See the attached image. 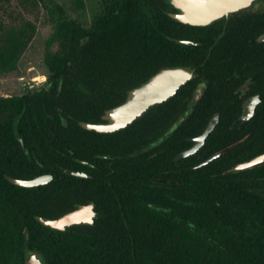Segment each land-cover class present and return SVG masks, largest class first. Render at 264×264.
<instances>
[{
  "label": "trees",
  "instance_id": "obj_1",
  "mask_svg": "<svg viewBox=\"0 0 264 264\" xmlns=\"http://www.w3.org/2000/svg\"><path fill=\"white\" fill-rule=\"evenodd\" d=\"M54 8L56 13L63 12L56 4ZM170 21L169 16L158 11L155 0H100L99 10L88 20L56 21L44 51L50 87L0 96V264H24L27 254L34 250L43 256L45 264H264V161L235 174L217 169L221 158L192 170L193 180L207 184L205 205L196 203L192 210L195 219L208 227L205 237L178 230L173 242L167 233H141L137 225L127 236L99 237L94 242L89 236L52 229L36 218L59 214L56 192L60 172L56 168L61 163L60 129L65 133L66 145L72 149L74 129L68 132L70 127L79 130L77 140L88 143L97 136L111 135L116 145L127 150L136 147L134 144L142 137L138 127L147 125L144 120L136 119L110 134L83 129L77 120H96L104 109L120 103L127 89L159 68L188 63L171 58L174 43L166 37ZM36 33L37 25L32 20L9 6L8 0H0V72L18 68ZM59 39L69 48L66 54L49 48ZM259 83L263 102L244 123L243 130L255 135L253 153L264 150V71L257 79L256 84ZM193 85L192 80L187 81L172 97L152 105L141 117L180 114L178 102L190 93ZM207 101L203 98L200 104ZM213 110L200 105L194 108L175 132L176 142L188 134L185 125H190L192 133L200 132ZM63 117L68 127L62 125ZM27 118H47L49 127L38 131L39 123L26 121ZM220 125L209 133L199 154L215 143L214 134L225 132ZM35 133L44 135L36 137ZM170 141L163 142L161 149L168 150ZM35 152L36 160L46 171L55 170L53 180L23 187L4 178V173L16 177L21 176L20 171L38 168L32 157ZM210 152H204L202 158ZM94 244L118 249L101 257L105 252L92 250L89 245Z\"/></svg>",
  "mask_w": 264,
  "mask_h": 264
},
{
  "label": "flooded vegetation",
  "instance_id": "obj_2",
  "mask_svg": "<svg viewBox=\"0 0 264 264\" xmlns=\"http://www.w3.org/2000/svg\"><path fill=\"white\" fill-rule=\"evenodd\" d=\"M155 2L158 11L171 18L167 23L166 34L174 43L171 58L188 61L187 64L181 65L192 68L193 75L189 80H192L194 85L190 93L178 102L177 106L182 109L180 114L138 118L146 121L147 125L138 127L142 137L134 144L136 147L134 146L133 150L113 143L111 135L97 136L88 143L80 138L77 140L79 130L70 127L68 132L74 129L71 130L74 137L72 149L66 145L65 133L60 129L58 141L62 148L59 159L61 163H58L56 168L60 172L57 175L56 210L59 214L56 217L82 206H88L91 214L90 223L66 225L60 230L65 234L89 236L96 242L99 237L127 236L139 225L141 233H167L173 242L176 241L178 230L205 237L208 235V227L195 219L192 210L196 203L205 205L204 194L207 184L204 181L193 180L192 170L203 166L198 164L217 153L218 155L213 158H221L217 169H225L226 174H235L246 169L235 173H227V170L234 164L260 153H253L256 150L255 135L243 130L244 123L256 114V109L263 102L261 92L258 91L262 84L257 85L256 82L264 71V39L258 41V37L264 33V0H253L248 6L234 10L227 16L205 25H193L176 20L168 14L176 12L175 7L166 0ZM177 44L186 46L179 48ZM61 82L59 79V85ZM199 85H202V93L198 101L193 103L192 110L199 105L214 109L205 126L217 115L214 128L220 123L225 132L214 134L215 143L209 149H204L205 153L213 152L205 158H202L204 152L199 154L198 150L205 145L206 138L214 128L199 148L188 155H193L192 159L188 156L175 159L178 153L195 143V138L205 128L198 133H192L190 125H185L183 128L185 131L188 130L186 131L188 134L177 143L175 132L183 121L170 135L162 139L170 126L185 112ZM50 86L51 82L47 76L44 86L35 90L43 91L45 87ZM203 98L208 101L200 104ZM249 100V106L254 104V112L246 120H242L243 106ZM103 112L91 122H103L101 118ZM25 120L39 123L36 127L38 131L48 128L50 121L47 118ZM83 121L77 120V124L85 129L82 126ZM61 123L64 127L69 126L64 117ZM43 135L35 133L36 137ZM167 139L171 140L169 149H161V144ZM35 150L39 152L38 149ZM36 152L32 156L35 160ZM165 160L168 163H164ZM37 163L38 168L20 171L21 176L12 177L30 179L48 174L51 178L46 183L53 180L55 175L52 171L55 170L46 171L42 163L38 161ZM67 169L83 175H71L66 172ZM89 247L92 250L104 251V254L99 255L101 257H108L112 250L118 249L102 244ZM36 256L45 264L40 253L37 252Z\"/></svg>",
  "mask_w": 264,
  "mask_h": 264
},
{
  "label": "water",
  "instance_id": "obj_3",
  "mask_svg": "<svg viewBox=\"0 0 264 264\" xmlns=\"http://www.w3.org/2000/svg\"><path fill=\"white\" fill-rule=\"evenodd\" d=\"M169 4L176 8V12L168 13L172 18L181 22L193 25H205L213 21L227 16L230 12L248 6L253 0H166ZM264 39V33L258 37V41ZM186 42V41H184ZM193 75V70L188 65H172L163 66L150 74L145 80L130 87L124 99L107 109L104 110L101 118L103 122L83 121L82 126L88 130H94L99 133H112L125 128L127 125L134 122L152 105L159 104L175 94L180 86L185 84ZM202 85H199L193 94L191 101L188 104L185 112L178 117V119L170 126L162 139L170 135L185 117L192 110L193 103L197 102L201 96ZM247 101L243 106L242 120H246L254 112V104ZM255 103V102H254ZM217 121V115L213 116L207 123L202 133L195 138V143L188 149L181 151L177 154L175 159L188 156L194 153L199 146L203 143L205 137L214 128ZM23 146L22 139L19 138ZM24 148V147H23ZM26 151V148H24ZM218 154H213L198 165H204ZM264 161V151L234 164L227 170V173H235L247 168H252L256 164ZM67 173L74 176L83 175L70 169L66 170ZM4 178L12 184L30 187L46 183L51 175H40L30 179H18L8 174H4ZM91 214L88 206H82L77 210L68 212L56 218H44L36 216V218L45 226L52 229L62 230L66 225L87 222L90 223ZM27 236V235H26ZM37 252L33 251L28 254L24 259V264H43L36 256Z\"/></svg>",
  "mask_w": 264,
  "mask_h": 264
},
{
  "label": "rangeland",
  "instance_id": "obj_4",
  "mask_svg": "<svg viewBox=\"0 0 264 264\" xmlns=\"http://www.w3.org/2000/svg\"><path fill=\"white\" fill-rule=\"evenodd\" d=\"M9 6L37 25V33L14 71L0 72V96L21 95L42 88L49 75L44 63V51L58 19H83L99 10L100 0H8ZM54 4L62 13L54 12ZM49 48L62 54L68 52L64 40L51 43Z\"/></svg>",
  "mask_w": 264,
  "mask_h": 264
}]
</instances>
